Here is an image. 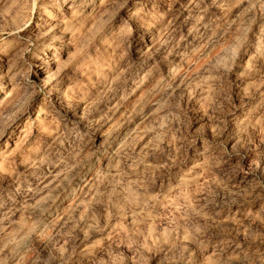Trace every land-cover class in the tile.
I'll return each instance as SVG.
<instances>
[{
  "label": "rangeland",
  "instance_id": "1",
  "mask_svg": "<svg viewBox=\"0 0 264 264\" xmlns=\"http://www.w3.org/2000/svg\"><path fill=\"white\" fill-rule=\"evenodd\" d=\"M0 264H264V0H0Z\"/></svg>",
  "mask_w": 264,
  "mask_h": 264
}]
</instances>
